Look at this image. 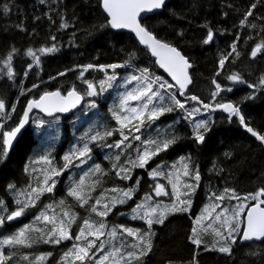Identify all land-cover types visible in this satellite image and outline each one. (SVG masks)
Listing matches in <instances>:
<instances>
[{
    "label": "snow or ice",
    "instance_id": "1",
    "mask_svg": "<svg viewBox=\"0 0 264 264\" xmlns=\"http://www.w3.org/2000/svg\"><path fill=\"white\" fill-rule=\"evenodd\" d=\"M40 4L46 10L33 23L47 22V36L36 45L12 43L0 52V80L18 90L14 101L0 92V164L8 162L26 126L34 124L43 142L24 168L23 184H9L0 196V264H147L157 228L176 217L190 221L187 240L193 251L187 264H200L202 252L236 264L241 249L245 264L257 258L264 264V177L241 192L226 167L233 152L212 162L207 183L199 163L219 127L217 113L264 148V122L257 125L245 110L264 98V71L249 81L235 68L245 58L250 64L264 60V0H225L224 23L199 25L201 46L215 44L218 36L231 38L218 49L206 97L193 91V59L144 22L164 9L166 0H97L100 19L82 31L127 36L130 42L111 62H100L97 55L47 81L42 77L46 59L64 51L60 34L72 29L68 48L78 50L80 44L62 0ZM13 7L5 2L0 13L9 16ZM14 27L30 40L39 39L36 28L29 32L26 18ZM184 36L183 30L176 32L178 39ZM70 75L75 78L69 82ZM238 85L250 91L230 98ZM21 97L27 99L18 114ZM70 116L75 117L73 143L58 158L62 118ZM168 117L165 124L162 118ZM189 142L191 151L169 159Z\"/></svg>",
    "mask_w": 264,
    "mask_h": 264
},
{
    "label": "trees",
    "instance_id": "2",
    "mask_svg": "<svg viewBox=\"0 0 264 264\" xmlns=\"http://www.w3.org/2000/svg\"><path fill=\"white\" fill-rule=\"evenodd\" d=\"M5 2L14 4V7L9 16H4L0 13V52L5 51L12 43H15L17 47L27 46L30 43L36 45L47 36L49 27L47 22L33 23V17L46 10L40 4V0H0V5ZM224 4L225 0H169L164 9L156 14L148 15V19L144 21L154 25L161 36L174 39L176 43L183 47L186 54L193 59L196 65V88L193 91L205 97L208 95V78L211 76L216 63V57L219 54L218 49H223L226 44L231 42V38L218 36L215 44L201 46L200 40L204 32L199 25L205 23L206 20L212 21L214 24L224 23L222 16ZM62 10H66L70 20L77 25L76 31L79 34L78 43L80 47L78 50L68 48L67 42L71 37L72 29L61 33L60 36L65 45L64 51L57 56L46 59L42 73L45 81L48 80L49 76L56 75L58 72L65 70V68L73 66L74 63L89 62L97 55L101 57L100 62H111L116 59L118 49L130 42L127 36H88L82 31L97 23L100 19L97 0H62ZM25 18L29 32L36 28L39 33V39L30 40L27 34L17 31L14 27L15 24L24 21ZM232 22L231 18L228 19L226 26H230ZM180 30L185 33L183 39L176 37V32ZM246 61L248 59H243L235 68L238 69V65ZM17 68L18 70L20 69L19 64ZM74 78V75H70L67 79L70 82ZM34 81L35 76L32 75L25 83L28 87H31ZM249 81L252 80L249 79ZM60 82L64 83L65 79L60 78ZM2 88L8 87L0 84V91ZM200 89H204L205 93H201ZM249 91L246 86L237 87L233 94H229V97L239 99ZM4 93L14 101L17 98L18 90L16 87H9ZM26 99L24 97L20 98L18 114L22 113ZM106 107L107 105L102 107V115ZM245 110L257 125L264 122V98H258L254 103H250ZM224 116L225 114L222 113L216 114L219 127L215 130L214 139L209 142L208 147L203 150L199 159L204 182L207 183L209 177L212 176L209 172V169L212 168V162L217 160L218 157L222 158L224 152L231 151L234 153V159L226 163V167L232 172L229 180L241 192H246L254 189L261 182V178L264 177V148L237 124H227L224 121ZM162 119L168 121V123L171 122V117ZM74 120L75 117L71 116L68 119L62 118V134L64 138L57 144L56 154L58 158L73 143L71 133L75 131L72 127ZM226 129H231V131H225ZM79 135L80 133L76 136ZM40 139L34 124H31L23 131L19 138V143H16L14 149L10 152L8 162L0 164V196L4 195L9 184H23L26 179L24 168L29 160L38 154V150L42 146ZM61 144L63 150L61 149ZM191 150V143H185L177 152L172 153L169 159L183 155ZM212 182L217 183L215 177H212ZM201 199L202 193L197 197V205ZM28 220L24 219V223ZM189 224L190 221L188 219L176 217L172 219L171 223L167 224V227H158L159 235L156 240V248L147 257V264H168L170 260L174 264H187L193 251L187 240ZM43 250L47 251L49 249L45 246ZM247 259L243 249L236 252V264H245ZM199 260L200 264H232V261L227 257L217 253L202 252ZM255 264H262V262L257 258Z\"/></svg>",
    "mask_w": 264,
    "mask_h": 264
},
{
    "label": "rangeland",
    "instance_id": "3",
    "mask_svg": "<svg viewBox=\"0 0 264 264\" xmlns=\"http://www.w3.org/2000/svg\"><path fill=\"white\" fill-rule=\"evenodd\" d=\"M248 65V66H247ZM238 69L239 71H241L242 73H245L248 77V79H251L252 81H254L257 76L259 75V72L260 71H264V60H259L255 63H252L250 64L249 60L244 62V63H241L240 65H238ZM0 84H4L6 85L8 88H2V90L0 92H5L6 89H9V85H7L8 83H5L3 82L2 80H0ZM240 86H244V85H240ZM200 92L201 93H205V90L203 89H200ZM165 124L168 123V121H164ZM86 127V126H85ZM84 131L83 128H81V132ZM75 132V131H72V133ZM71 133V134H72ZM80 132H76L75 134L78 135ZM40 143L42 144V140L40 139ZM176 157H174L173 159H175ZM27 220L31 219V217L29 216L28 218H26ZM28 222V221H27ZM26 222V223H27Z\"/></svg>",
    "mask_w": 264,
    "mask_h": 264
},
{
    "label": "water",
    "instance_id": "4",
    "mask_svg": "<svg viewBox=\"0 0 264 264\" xmlns=\"http://www.w3.org/2000/svg\"><path fill=\"white\" fill-rule=\"evenodd\" d=\"M168 1H169V0H166V3H167ZM159 11H161V10H159ZM159 11H158V12H159ZM148 15H151V14H148ZM165 75H166V74H165ZM28 126H29V125H28ZM28 126H26V128H27ZM23 131H24V130H22V133H23Z\"/></svg>",
    "mask_w": 264,
    "mask_h": 264
},
{
    "label": "bare ground",
    "instance_id": "5",
    "mask_svg": "<svg viewBox=\"0 0 264 264\" xmlns=\"http://www.w3.org/2000/svg\"><path fill=\"white\" fill-rule=\"evenodd\" d=\"M247 66H248V65H247ZM28 127H29V126H28ZM28 127H27V128H28ZM25 130H26V129H25ZM25 130H24V131H25ZM19 138H20V137H19Z\"/></svg>",
    "mask_w": 264,
    "mask_h": 264
}]
</instances>
